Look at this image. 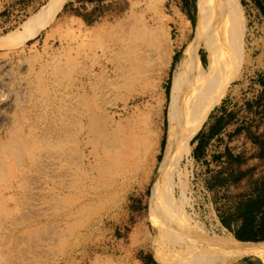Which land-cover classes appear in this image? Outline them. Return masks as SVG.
Segmentation results:
<instances>
[{
	"label": "rangeland",
	"instance_id": "1",
	"mask_svg": "<svg viewBox=\"0 0 264 264\" xmlns=\"http://www.w3.org/2000/svg\"><path fill=\"white\" fill-rule=\"evenodd\" d=\"M203 1L68 0L35 35L0 47V154L10 143L48 139L60 112L72 115L78 49L87 61L82 71L84 65L96 71L88 126L75 125L77 135L67 145L71 157L42 151L33 166L25 151L14 148L11 157L0 158V264H175L157 251L155 228L169 226L160 207L150 213L149 199L166 140L173 72L194 35ZM46 2L0 0V39L20 32ZM257 7L255 0H223L198 49L201 73L213 90L208 115L224 90L219 108L229 109L237 121L252 113L248 140H232V158H240L239 164L219 167L223 176L209 188L215 164L194 156V137L190 153L160 179L168 199L212 235L235 236L239 214L230 219V228L220 215L246 193L251 172L241 158L255 155V137L262 133L257 131L264 116L255 110H262L256 100L264 75V16ZM241 23H246L244 46L234 30ZM164 43L174 50L159 87L165 111L158 116L156 82ZM113 115L125 125H150L159 133L150 158L117 164L102 158L98 134ZM85 130L91 139L87 146ZM224 149L220 142L214 148L216 154ZM219 264H264V256L223 257Z\"/></svg>",
	"mask_w": 264,
	"mask_h": 264
},
{
	"label": "bare ground",
	"instance_id": "2",
	"mask_svg": "<svg viewBox=\"0 0 264 264\" xmlns=\"http://www.w3.org/2000/svg\"><path fill=\"white\" fill-rule=\"evenodd\" d=\"M67 1L47 0L25 21L20 32L1 38L0 47L35 35L52 21ZM222 1H203L198 12L194 35L183 48L177 67L175 65L166 113L168 120L165 132L166 140L149 199L150 213L155 214L162 209V220L169 226L165 229L163 227L160 231L155 228L157 251L175 264H219V258L223 257L228 260L250 255L264 256V242L241 240L231 232L223 235L209 234L203 226L204 223L202 225L189 215L182 208L183 206L168 199L160 185L163 173L178 158L190 153V141L201 129L212 106L213 90L201 73L198 49ZM173 50L172 43H164L159 64L160 72L156 82L158 116H162L165 111L164 97L159 91V87L163 84L164 68L172 59ZM85 55L88 57V52ZM75 60L79 69L72 76V115L69 117L67 113L61 111L57 127L54 132H51L48 139L44 138L47 136H42L39 139L36 136L32 141L21 142L19 146L15 143L4 145L0 158L11 157V153H15L14 148L25 151L28 158H32L33 166H35L37 158H42V151H46L47 154L56 151L57 157L62 160L71 157L72 154L67 145L68 141L77 135L73 130L75 125L88 126L90 91L93 87V75L96 72L89 65H84V71H82L83 63H87V61L83 58L80 49L76 52ZM104 67L105 65L102 68L103 73L106 72ZM102 128L98 134L102 158L107 159L111 164L123 163L141 156L146 159L150 158L151 151L160 136L159 133L152 132L150 125L146 127L135 124L125 125L120 119H117V115H113L112 122ZM84 134L82 141L87 146L91 143V139L88 131L85 130ZM42 171L44 170L42 169ZM159 207L161 209L158 210ZM158 214L161 215V213Z\"/></svg>",
	"mask_w": 264,
	"mask_h": 264
},
{
	"label": "crops",
	"instance_id": "3",
	"mask_svg": "<svg viewBox=\"0 0 264 264\" xmlns=\"http://www.w3.org/2000/svg\"><path fill=\"white\" fill-rule=\"evenodd\" d=\"M258 10L260 14L264 16V14L261 12L259 8ZM241 24L243 25V27L239 26L234 30L237 34L238 39L241 40V43L244 46L246 23H241ZM226 95H227L226 90L221 92L218 100L215 102L213 108L211 109L207 117V122L205 123L203 128L197 133L198 137L196 138L195 143L196 146L200 144V145H204V148H206L207 145L210 143V141H213L216 138V140H219L218 142L223 143L225 148L224 150L228 148L230 153L233 155L234 150L233 148H231V144L234 141L232 140H234L235 137L237 136L238 137L247 136L246 135L247 130H251L253 128V126L249 124L250 122H252L253 116L252 113H250L245 117L247 119L246 121L243 120L237 121V117H235L234 114L229 111V109H225V107L219 108L218 105H220V102L223 101ZM260 131L261 132L264 131V122L261 124V126H259L257 132L260 133ZM253 149L255 150V155L252 158H241V159L245 160L244 161L245 167H247V169L251 172L249 176V179H251V181H249L250 183H248L247 185L246 192L252 193V195L255 196L258 193V191H255L256 181L264 180V158L259 156L260 147L258 145H255ZM199 159L207 162L208 164L209 162H211V165L215 164V171H217L219 167L227 168V166H229L228 163L232 160V158H226V156H224L223 154L219 158H215L213 156L212 158L201 157ZM237 164L238 163H236V165ZM215 171L213 170L211 172H215ZM258 242H263V241H258Z\"/></svg>",
	"mask_w": 264,
	"mask_h": 264
},
{
	"label": "trees",
	"instance_id": "4",
	"mask_svg": "<svg viewBox=\"0 0 264 264\" xmlns=\"http://www.w3.org/2000/svg\"><path fill=\"white\" fill-rule=\"evenodd\" d=\"M255 3L264 14V0H255ZM260 84L262 85V91L256 102L262 107V110H255V112L259 111L260 114L264 116V75L261 78ZM197 137L198 134L195 136V139ZM255 144L260 147L259 156L264 158V131L261 134H256ZM204 152V145L198 144L195 147L194 156L197 159L201 158L203 157ZM222 154L226 156V158L233 157L228 148H226L224 153L215 154L214 157L219 158ZM233 162L239 164L240 158H232L228 163L229 166L233 164ZM223 172V169H220L211 175L210 179L207 181L209 188H214V186L218 184L214 181L218 177L223 176ZM255 191H258L255 196L248 192L242 194V196L239 195L235 200L234 206L230 207L227 211H224V213L220 215V219L224 226L230 228L232 226L230 219L238 213L241 219L237 225L238 228L234 230L236 238L264 242V180L256 181Z\"/></svg>",
	"mask_w": 264,
	"mask_h": 264
},
{
	"label": "built area",
	"instance_id": "5",
	"mask_svg": "<svg viewBox=\"0 0 264 264\" xmlns=\"http://www.w3.org/2000/svg\"><path fill=\"white\" fill-rule=\"evenodd\" d=\"M217 144H218V141L216 142V138L213 141H210V143L205 148V152L202 158H209V157L212 158L216 153H218L214 150Z\"/></svg>",
	"mask_w": 264,
	"mask_h": 264
}]
</instances>
